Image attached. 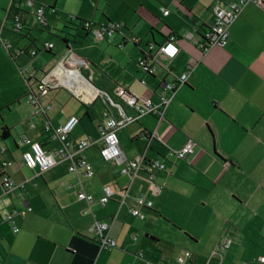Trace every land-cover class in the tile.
Listing matches in <instances>:
<instances>
[{
	"label": "crops",
	"instance_id": "crops-1",
	"mask_svg": "<svg viewBox=\"0 0 264 264\" xmlns=\"http://www.w3.org/2000/svg\"><path fill=\"white\" fill-rule=\"evenodd\" d=\"M33 1L47 7L45 16L50 23L47 31L50 36L68 27L65 22L72 18L95 25L108 22L123 25L121 32L98 40L92 33H81L82 38L76 37L74 43L82 46L90 37L91 46L85 50L88 58L71 51L66 57L62 47L61 57L48 73L54 71L61 59L71 65L74 58H80L98 73L95 85L100 89L111 93L119 86L158 103L164 83L179 77L189 65H193V71L175 93L162 121L158 123L151 116H143L133 123L134 127L129 125L118 134L119 146L126 158L145 155L167 162L165 171L156 172L152 180L141 175L129 188L131 198L140 193L145 195L143 219L132 216L131 200L120 204L117 193L103 208L93 205L88 210L85 202L77 200L81 190L100 197L104 187L120 191L128 183L115 163L103 160L99 143L86 149L94 171L91 178L80 172H69L68 163L40 174L20 166L25 149L23 137L43 141L46 150L60 146L53 133L45 130L46 122L58 128L68 118L76 117L77 123L69 134L70 142L97 138L104 110L100 98L85 104L101 101L97 114L88 108L81 118L77 111L66 112L62 97L57 91L53 93L52 90L63 86L49 90L40 99L42 106L50 105L46 116L30 109V118L38 117L32 121L34 127L27 124V128L16 130L20 144L13 140L9 146L8 139L0 141V172L8 173L14 184L23 185L4 195L0 181V222L13 209L21 210L26 205L32 209L15 220L16 233L7 225L0 228V235L4 237L0 242V264H177V257L184 251L192 254L186 264H261L257 258L264 255V0L261 6L246 5L230 25L227 43L207 52L197 47L195 39L212 21L213 5L220 2L227 7L236 0ZM50 5L54 11L48 9ZM161 8L170 13L163 15ZM24 14L20 12L30 26L23 33L36 39L37 24L32 15ZM68 33L79 34L69 30ZM13 34L3 37L0 33L1 41L9 45L7 50L0 42V67L4 66L11 76L17 77L20 74L17 65L30 66L35 79H43L48 73L39 61L40 53L16 59L10 55L27 47L20 36ZM169 35L177 39L179 47L173 58L157 52ZM49 38L44 37V42ZM109 44L120 49L129 44L131 49L120 57L109 49ZM143 48L154 55V60H147L148 64L155 65L153 74L146 73L138 63L143 57ZM49 51L51 54L41 53L51 59L59 50L53 44ZM68 87L77 88L76 85ZM26 110L27 114L17 122L29 118L27 107ZM7 118L1 115L0 128L8 126ZM150 134L157 140L149 141ZM187 140L194 145L185 158L167 156L169 151H182ZM5 162L14 165L3 167L1 164ZM152 184L159 188V193L152 192ZM168 205L175 221L170 218L172 215L163 214ZM160 218L167 225L178 227L181 238L168 240L158 234ZM184 219H196L197 229L184 228ZM94 220L110 222L115 249L99 251L88 229ZM146 235L156 240H149ZM223 237H231L233 245L220 259L217 243Z\"/></svg>",
	"mask_w": 264,
	"mask_h": 264
},
{
	"label": "built area",
	"instance_id": "built-area-1",
	"mask_svg": "<svg viewBox=\"0 0 264 264\" xmlns=\"http://www.w3.org/2000/svg\"><path fill=\"white\" fill-rule=\"evenodd\" d=\"M248 4L261 6L263 5V0H236L227 7L222 6L220 2H216L212 8V21L206 24V26L199 31V34H197L195 39L197 47L203 52H207L213 47H223L228 40V30L230 25L237 19L243 8ZM24 8L29 10L40 28L46 29L49 27L48 20L45 16V11L47 9L44 5L35 3L33 0H25ZM160 11L163 15H168L170 13L165 8H161ZM13 22L14 29L21 32L24 28L23 22L17 17L13 20ZM122 26L123 25L121 23L93 25L91 22H86L84 24V29L89 33H92L93 37L98 40L112 36L115 32L121 29ZM0 42L3 46L9 48V45H7L6 42L1 41V39ZM52 47L53 45L49 42H44L42 45L44 50H50ZM157 52L169 58L175 57L179 52L177 39L174 36L169 35L166 41L158 46ZM30 54L34 55L35 53L31 52ZM68 54H66V57H68ZM142 55L143 57L138 59L139 65L146 73L153 74L155 65L148 64L147 60H154V55L151 53L146 55L145 51H142ZM60 65H63L64 68L63 73L58 76L56 70ZM23 71L27 74L28 78L34 77V73L31 72V70L25 68ZM74 71L78 73L79 77L82 79H79L75 85L80 86L81 84H86L94 91V94H88L84 90L77 93L61 83L62 80L68 79ZM192 71L193 65H189L179 77L175 78L171 82L164 83L161 86L158 103H153L149 99L141 98L124 88L116 86L113 93L117 97V100L121 102V106L114 108L108 99L94 88V84H96L98 78V73L91 67L90 64H88V62L80 58H74L73 64L70 65L65 60L61 59L54 71L44 75L43 79L39 80L37 83V93H32L29 96L30 103L34 107L35 113L45 114L46 110L49 109V106H42L40 104V98L44 97L49 90L56 89L59 86H63L68 89L77 99H79V101L84 104L91 103L95 98H100L102 104L104 105V110L101 113V124L97 130V138L95 140L91 138H84L76 142H70L68 136L73 126L77 123V119L75 117H70L63 125L55 129V134L61 143L59 148L46 151L41 147L38 141L25 137L23 139L25 149L21 154L20 166L28 169H37L38 173H42L60 163H68L69 172H81L84 177L91 178L94 171L91 163L87 159L85 151L89 145L93 143H100V155L104 161L115 163V165L119 167V172L122 175L127 176L129 185L141 175L146 177L148 180H152L156 172L165 170L164 162L159 159L147 158L145 155H139L134 158L124 157L119 149L118 134L122 129L137 122L138 119L143 116H151L155 118L157 122L160 119H163L165 111L175 96V93L178 89L184 86L187 76ZM124 106L128 107L131 112L127 113ZM31 127L33 126L31 125ZM45 130H50L48 124H45ZM147 138L149 141L156 139L154 134H150ZM192 147L193 143L191 140H187L182 151H169L167 156L185 158L186 154L192 151ZM10 165L11 163L6 164V166ZM1 183L4 194L11 193L18 189V186H15L7 173H4L1 176ZM129 185L127 187H123L120 191H114L110 187H105L103 188L102 195L100 197H95L92 194L79 191L77 193V200L86 202L89 205V208L91 205H96L101 208L108 203L115 193H117L119 195V203L123 204L126 200L130 199L131 214L139 219H142L143 214L141 209L146 206L147 203L145 195L140 193L139 195L131 198L129 194ZM152 192L154 194L159 192V188L155 184H152ZM30 211L31 208L28 206L22 210L13 209L4 216L0 225H9L11 231L15 233L18 231V228L15 225V220L22 218ZM85 213L86 211H82V214ZM109 230V222L103 220H94L89 226V231L93 234L94 240L98 244L101 251H109L116 247V243L110 236ZM2 238V235H0V242L2 241ZM232 245L233 239L231 237H223L218 241L217 254L220 259L224 257ZM191 259L192 254L188 251H184L182 255L177 258V263L185 264L186 261H190ZM257 261L261 264L264 263V255L258 257Z\"/></svg>",
	"mask_w": 264,
	"mask_h": 264
},
{
	"label": "rangeland",
	"instance_id": "rangeland-1",
	"mask_svg": "<svg viewBox=\"0 0 264 264\" xmlns=\"http://www.w3.org/2000/svg\"><path fill=\"white\" fill-rule=\"evenodd\" d=\"M46 1H51V0H46ZM11 0H0V33L1 36L3 35V37L5 35H14L11 26L9 24L10 21L6 20L5 21V14L6 12L9 11V6H10ZM25 7V0H21L20 3V8H24ZM3 28V29H2ZM36 31H35V45L37 47H40L41 44L44 43V37H50L47 41L49 43H51L52 45L54 44L55 50H59L58 52H56V56L54 58L49 59V56L42 54L40 52L39 57V61L42 63V68L44 69L45 73H48L49 70L53 67V65L56 63V61L61 57L60 55V51L62 53V43H61V38L63 36H68L70 35L68 33V29H64L63 31L61 30H57V32H52L51 36L50 34H47L46 31H42L40 29H38V27H35ZM63 32V33H62ZM17 34H15L16 36ZM85 42V41H84ZM26 43V41H25ZM110 47L109 49H112L113 51H115L117 53V55H119L120 57H124L123 53L124 52H129L130 45L127 44L123 49H120L116 46H113L112 44H109ZM91 46L90 43V37L87 38L86 43H84L82 46L80 44H75V43H70L69 44V48L71 49L70 51L72 53H74L77 56H81L84 58H88V56L85 54V50ZM91 51V50H90ZM99 54V51H96V54ZM87 54H89V51L87 52ZM130 54H132V52H130ZM51 60V61H50ZM99 67L102 66V64L98 65ZM4 66L0 67V106H4V107H0V121L1 119V115L5 114V117L8 116L9 121L8 126L9 128H12L11 131V137L6 141L8 143L9 146H12V141L15 140L17 141L19 144L20 142L17 140V136H16V130H20L21 127L23 128H27V124H29V126L31 124H33V119H36L38 117H32L30 118V109L31 112L33 111L31 105L29 104V99L27 97V95L29 94L30 90L28 88V85L25 82V79L18 73L17 77L15 76H11L5 68H3ZM29 70L32 71V68L30 66ZM98 67V68H99ZM115 71V68H112ZM39 76H41V74H39ZM19 77V79H18ZM30 84L33 88L34 91L37 92V85L35 83L34 80L30 81ZM26 91V94L23 95V92ZM54 91L53 93H55L57 91V94L59 97H62V101L63 103L65 102L64 106H65V110L66 112L71 111L72 113L74 112H79L80 117L82 118V116L85 114V112L88 110H91L94 114H97L99 108H101V101L96 100L95 102H93V104L91 105H85L84 103H82L81 101H79V99H77L68 89L60 87L57 90H52ZM112 98L115 102L117 103H121L119 100H117V97L114 95L113 91L111 92ZM18 98V99H17ZM17 99V100H16ZM22 103V104H21ZM4 104V105H3ZM18 104H21L20 106ZM26 107L28 108L29 111V115H28V119H26L25 121H19L17 122V120H19V118L25 114H27V110ZM57 106H55V110H56ZM125 110L127 113L130 112V109L128 107H125ZM9 111V113H8ZM7 118V119H8ZM11 119V120H10ZM164 119V118H163ZM163 119H160L158 121V123L160 121H162ZM157 121V120H156ZM17 122V123H14ZM31 123V124H30ZM135 125L132 124L129 127H134ZM194 145V142L191 141ZM167 162H165L166 164ZM166 166V165H165ZM171 206L168 205L166 207V210H164L163 214H169L170 216L172 215V220H176L175 217L173 216V212L170 209ZM170 209V210H169ZM164 218L165 215H163ZM164 218H160L159 219V225L160 226V231H158V234H160L163 238H167L168 240H172L174 238H181V234H179L177 228H174L171 225H167L166 224V220ZM184 228L187 229H195L197 227V223H196V219H184L183 220V225ZM167 229L166 231H162ZM197 229V228H196Z\"/></svg>",
	"mask_w": 264,
	"mask_h": 264
},
{
	"label": "trees",
	"instance_id": "trees-1",
	"mask_svg": "<svg viewBox=\"0 0 264 264\" xmlns=\"http://www.w3.org/2000/svg\"><path fill=\"white\" fill-rule=\"evenodd\" d=\"M35 2V1H34ZM20 3H21V0H11V3H10V6H9V11L8 12H6V18H5V21L6 20H8V21H10L9 22V24H10V26H11V29H12V31L15 33V34H17L18 36H20V38L22 39V40H24V41H26V49L25 50H16V51H12L11 53H10V55H13V57L16 59V58H18V57H20V56H26V57H28V56H30V53L31 52H34L35 54L33 55V56H31V57H34V56H36L38 53H40V52H46V53H49V54H51L50 53V51L49 50H44L43 48H42V45L43 44H41L40 45V47H37L36 45H35V39H31V38H29V35L28 34H24L23 32L24 31H29L28 30V28L27 27H29L30 26V24L28 23V22H26L25 20H23L22 19V17H21V15H20V12H24L25 14L24 15H26V14H28V15H32L30 12H29V10H26L25 8H24V11L23 10H21V8H20ZM35 3H37V2H35ZM40 4V3H39ZM43 5V4H42ZM45 6V5H44ZM46 7V6H45ZM46 9H47V7H46ZM48 9L49 10H52V11H54L53 10V5H50V6H48ZM19 18L20 19V21H22L23 22V24H24V28L21 30V32L19 31H16L15 29H14V22H13V20L15 19V18ZM32 17H33V15H32ZM33 19H34V17H33ZM47 19V18H46ZM34 22L37 24V22L34 20ZM86 22H89V21H84V20H80V19H78V18H72L70 21H66L65 23L66 24H68L69 26L67 27V26H64V24H63V28L65 29V28H71V29H73L74 31H78L79 32V34H77L76 33V35H72L71 34V36H70V38L71 37H78V38H82V36H81V33H87L88 31H86L85 29H84V24L86 23ZM48 23H49V21H48ZM108 23H112V22H108ZM93 24V23H92ZM93 25H95V24H93ZM37 27H38V29H40V30H42V31H49V28H50V23H49V27H47L46 29H42V28H40L39 26H38V24H37ZM121 30H122V28L121 29H119L117 32H121ZM117 32H115V33H117ZM74 38V39H75ZM125 39H127V40H131V38H129V37H125ZM61 40H63L64 42H69V40H66V38H64V36L61 38ZM132 41H133V39H132ZM72 43H74V40L72 41ZM133 43H134V45H135V41H133ZM53 48V47H52ZM7 50H8V48H7ZM51 50V49H50ZM12 59V61L15 63V59ZM17 68L19 69V72H20V74H21V76L25 79V82L27 83V85H28V88L30 89V92L32 91L31 89H32V86H31V84H30V81L31 80H34L35 82H39V81H37L36 79H35V77H32V78H26L25 77V75H23V69L25 68V67H20V66H18L17 65ZM28 68V67H27ZM31 94V93H30ZM30 94H28L27 96H29ZM76 118V117H75ZM49 124V123H48ZM50 125V124H49ZM50 129L52 130V132H54L53 131V128L50 126ZM10 128L9 127H7L6 125H2V127L0 128V141L1 142H4L5 140H7V139H9L10 137H11V134H10ZM53 136H54V138L59 142V139H58V137L55 135V133L53 134ZM35 140H37V141H39V143L41 144V146H42V148H44L45 149V145H44V142L43 141H40V140H38V139H35ZM60 143V142H59ZM163 159H165V158H163ZM12 232V231H11ZM13 233V232H12ZM146 238L147 239H149V240H152V241H155L156 239L155 238H153V237H147V235H146ZM106 252H108V251H106Z\"/></svg>",
	"mask_w": 264,
	"mask_h": 264
},
{
	"label": "bare ground",
	"instance_id": "bare-ground-1",
	"mask_svg": "<svg viewBox=\"0 0 264 264\" xmlns=\"http://www.w3.org/2000/svg\"><path fill=\"white\" fill-rule=\"evenodd\" d=\"M31 55V54H30ZM31 56H33V55H31ZM68 64H70V62L68 63ZM25 68H27V67H25ZM24 68V69H25ZM63 68H64V66L63 65H60L59 66V68L56 70V73H57V75L58 76H60L61 75V73H63ZM23 69V70H24ZM28 69V68H27ZM24 72V71H23ZM31 72H33V71H31ZM34 73V72H33ZM53 74V73H52ZM51 74V75H52ZM23 75H25V77L26 78H28L27 77V74H25V73H23ZM71 76H73V77H71ZM52 77V76H51ZM78 79H80V80H82L80 77H79V75H78V73H76L75 71L73 72V74H71L69 77H68V79H66V80H62L61 81V83H63L64 85H66L67 87L68 86H71V85H73V86H75V82L74 81H78ZM36 83V85H37V83L38 82H35ZM77 88L74 90V89H72V90H74V91H76L77 93H79V92H81L82 90H84V91H86L88 94H94V91L90 88V87H88L86 84L85 85H80V86H76ZM71 89V88H70ZM30 90V89H29ZM32 91L31 92H29V94L31 93H37L36 91H34L33 90V88L31 89ZM30 96V95H29ZM29 96H27L28 97V99H29ZM41 99V98H40ZM29 104L32 106V104L30 103V100H29ZM47 106H49V108H50V105H47ZM32 108H33V110H34V112H35V109H34V107L32 106ZM49 110V109H48ZM48 110H46V112L48 111ZM46 112H45V114H43V113H40V114H43V115H45L46 116ZM36 114H39V113H36ZM49 122H46V123H44V128H45V124H48ZM33 127H34V125L33 124H31ZM31 125H30V128H33V127H31ZM49 125V124H48ZM63 125V124H62ZM61 126V125H60ZM59 126V127H60ZM100 126V125H99ZM98 126V127H99ZM49 128H50V125H49ZM55 129H57V128H53V131L54 132H52V130L50 129L49 131H47V133H49V132H52L53 134L55 133ZM97 130H98V128H97ZM56 135V134H55ZM25 137H27V136H25ZM25 137H23V139L25 138ZM27 138H29V137H27ZM30 139H32V138H30ZM68 139H69V136H68ZM92 139V138H91ZM32 140H35V139H32ZM95 140V139H94ZM35 141H37V140H35ZM70 141V140H69ZM39 142V141H38ZM60 142V141H59ZM93 144H97V143H93ZM93 144H91V145H93ZM100 144V143H99ZM41 145V144H40ZM91 145H89V146H91ZM60 146H61V143H60ZM59 146V147H60ZM88 146V147H89ZM42 147V146H41ZM59 147H57V148H59ZM87 147V148H88ZM44 149V148H43ZM119 149H120V146H119ZM44 150H46V149H44ZM1 151H5V149L4 148H2V150ZM46 151H49V150H46ZM120 151H121V149H120ZM86 152V151H85ZM122 153V152H121ZM124 156V155H123ZM102 157V156H101ZM125 157V156H124ZM104 160V159H103ZM161 161H163L164 162V160H161ZM21 162V161H20ZM107 162V161H106ZM7 163H11V165L10 166H12V165H14V163H12V162H5V163H2L1 165L3 166V167H10V166H6V164ZM61 164V163H60ZM59 165V164H58ZM69 165V164H68ZM57 166V165H56ZM54 168V167H53ZM165 168H166V166H165ZM52 169V168H51ZM31 170H37V169H31ZM50 170V169H49ZM48 171V170H47ZM165 171V170H164ZM38 172V171H37ZM160 172V171H159ZM4 173H6V172H4V171H1L0 172V181H1V176L4 174ZM81 173V172H80ZM8 174V173H7ZM38 174H40V173H38ZM9 175V174H8ZM10 177V176H9ZM127 177V176H126ZM11 178V177H10ZM14 183V182H13ZM132 184V183H131ZM131 184L129 185V180H128V183H127V185L125 186V187H127L128 185H129V188H130V186H131ZM1 185H2V183H1ZM15 186H18V189H20V188H22L23 187V185H16L15 184ZM109 187V186H108ZM105 188V187H104ZM111 188V187H110ZM18 189H16V190H18ZM122 189V188H121ZM120 189V190H121ZM16 190H14V191H16ZM13 191V192H14ZM81 191H83V190H81ZM103 191V190H102ZM2 192H3V187H2ZM12 193V192H11ZM159 193V192H158ZM4 194V193H3ZM8 194H10V193H8ZM8 194H4V195H8ZM113 197V196H112ZM112 199V198H111ZM110 199V200H111ZM110 200L108 201V203L110 202ZM79 201V200H78ZM82 202H84V201H82ZM86 203V202H85ZM87 204V203H86ZM88 205V204H87ZM107 205V204H106ZM105 205V206H106ZM28 205H26L25 207H27ZM93 205H91V207H92ZM104 206V207H105ZM25 207H23L22 209H24ZM28 207H30V206H28ZM91 207L89 208V205H88V210H91ZM98 207V206H97ZM31 208V207H30ZM100 208V207H99ZM101 208H103V207H101ZM21 209V210H22ZM17 210V209H16ZM31 211H32V209H31ZM30 211V212H31ZM29 213V212H28ZM131 213V212H130ZM27 214V213H26ZM25 214V215H26ZM24 215V216H25ZM132 215V214H131ZM23 216V217H24ZM133 216V215H132ZM22 217V218H23ZM135 217V216H134ZM143 218H144V216H143ZM142 218V219H143ZM104 221V220H103ZM93 222V221H92ZM106 222H108V221H106ZM92 224V223H91ZM90 224V225H91ZM109 224H110V222H109ZM2 225H7V224H1L0 225V228L2 227ZM89 225V226H90ZM7 227L9 228V230H11L10 229V227H9V225H7ZM110 228H111V224H110ZM89 229V228H88ZM14 233V232H13ZM16 233V232H15ZM109 233H110V230H109ZM92 236H93V234H92ZM3 237V236H2ZM4 238V237H3ZM3 238H2V240H3ZM93 240H94V237H93ZM95 241V240H94ZM115 241V240H114ZM115 243H116V241H115ZM97 244V243H96ZM98 245V244H97ZM116 247H117V245H116ZM115 247V248H116ZM99 248V247H98ZM115 248H113V249H115ZM113 249H111V250H113ZM111 250H109V251H111ZM99 251H101L100 249H99ZM108 251V252H109ZM101 252H106V251H101ZM189 252V251H188ZM182 255V254H181ZM180 256V255H179ZM178 256V257H179ZM177 257V258H178ZM187 262V261H186ZM178 264V263H177ZM186 264V263H185Z\"/></svg>",
	"mask_w": 264,
	"mask_h": 264
},
{
	"label": "water",
	"instance_id": "water-1",
	"mask_svg": "<svg viewBox=\"0 0 264 264\" xmlns=\"http://www.w3.org/2000/svg\"><path fill=\"white\" fill-rule=\"evenodd\" d=\"M68 30H69L70 32H73V31H74V30L71 29V28H68ZM74 38H75V37H71V38L69 39V42H64L63 40H61L62 47H63V51H64V55L68 54L69 51L71 50V49L69 48V44L74 40ZM147 46L153 47L152 44H148ZM143 51H145L146 55H148V54L151 53L150 51H146L145 48H143ZM94 88H95L99 93L103 94V95L108 99V101L112 104V106H113L114 108H118L119 106H121L120 103H117V102H115V101L113 100L111 93H109L107 90L100 89V88H99L97 85H95V84H94Z\"/></svg>",
	"mask_w": 264,
	"mask_h": 264
},
{
	"label": "flooded vegetation",
	"instance_id": "flooded-vegetation-1",
	"mask_svg": "<svg viewBox=\"0 0 264 264\" xmlns=\"http://www.w3.org/2000/svg\"><path fill=\"white\" fill-rule=\"evenodd\" d=\"M72 35H76V33H71ZM71 34L70 35H68V36H64V38H66V40H69L70 39V36H71Z\"/></svg>",
	"mask_w": 264,
	"mask_h": 264
}]
</instances>
